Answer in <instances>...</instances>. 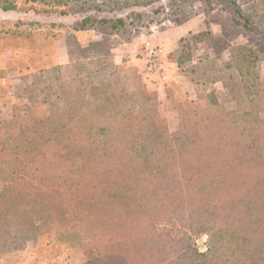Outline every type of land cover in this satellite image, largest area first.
<instances>
[{
  "label": "rangeland",
  "instance_id": "374dc122",
  "mask_svg": "<svg viewBox=\"0 0 264 264\" xmlns=\"http://www.w3.org/2000/svg\"><path fill=\"white\" fill-rule=\"evenodd\" d=\"M238 1L246 14H264L261 0H247V6ZM15 2L17 14L3 17L0 23V264H69L74 250L81 258L79 264H88L86 252L90 249L93 256L99 252L100 257L91 264H104L100 256L104 248L100 251L98 243L112 241L116 220L101 205L107 204L108 195L101 197L96 188L92 197L86 195V186L96 185L95 176L92 171L87 176L82 173L83 166L93 164L94 151L101 146H85L87 153L79 147L72 152L52 148L48 141L51 135L55 137L63 130L65 134L75 132L78 123H70L73 128L64 126L52 134L48 122H63V108L68 102L71 104L67 106L74 109L69 110L68 116H79L76 102L84 100L87 104L95 100L100 82L103 86L110 82L111 87H121L123 83L127 92L140 90L152 103L153 119L164 124V134L177 129L181 116L201 117L206 109L200 113L197 110L208 107V95L213 90L216 114L221 110L225 115L224 130L238 129L242 137L246 131L243 126L248 124L244 118L247 114L241 113L248 110L251 99L258 98V91L264 94V87H258L264 86V44L259 43L255 32L234 25L222 8L211 15L220 33L203 30L187 33L175 42L160 40L161 30L200 14L207 3L219 4L215 1L150 0L145 6L112 12H96L92 0L72 1L65 9H88L66 14L58 13L62 6L45 0ZM161 7L166 11L156 13ZM130 10L145 14L137 22L145 28H128L120 33L105 24L85 30L73 28L76 20L85 15L115 18ZM9 12L12 11L6 13ZM256 27L260 32L264 29L262 24ZM144 35H151L148 44L134 41ZM117 43L135 50L123 54L113 51ZM155 47L163 49L159 56L161 74L146 71L148 49ZM245 71L251 74L248 76ZM255 76L258 80L253 84ZM248 86L255 94L244 92ZM256 115L264 120V108ZM109 157L99 155L97 159L104 164ZM114 177L108 175L107 181L114 178L117 182L119 178ZM70 184L76 186V191L66 188ZM18 185L25 195L15 189ZM14 192L18 195L15 205L11 200ZM3 199H7L6 203ZM19 211L31 216V227L24 225L21 215H16ZM189 226L192 245L204 252L208 232L217 230L200 222ZM199 239L205 248L199 247ZM224 245L222 235L215 236L213 247L221 251Z\"/></svg>",
  "mask_w": 264,
  "mask_h": 264
},
{
  "label": "trees",
  "instance_id": "16d2710c",
  "mask_svg": "<svg viewBox=\"0 0 264 264\" xmlns=\"http://www.w3.org/2000/svg\"><path fill=\"white\" fill-rule=\"evenodd\" d=\"M45 1L62 6L60 14L88 9H65L72 1L88 0ZM202 1L219 3L230 14L234 25L255 32L259 43L264 44V29L260 32L256 27L264 26V14H246L238 0ZM92 2L96 12H112L135 5L145 6L150 0ZM0 10L16 11L18 5L15 0H0ZM164 11V7L155 10L159 14ZM144 16L132 10L115 18L85 15L76 20L73 28L85 30L95 24H105L118 33L128 28L140 31L146 26L137 22ZM193 38L196 40L198 34ZM245 74L251 73L245 71ZM256 80L258 77H253V84ZM109 84L103 86L100 82L92 102H76L79 116H68L69 110H74L67 106L71 104L68 102L63 108L65 120L48 122L52 134L64 126L73 128L70 123H78V133L67 131L65 134L63 130L55 137L51 135L48 141L52 148L72 152L79 147L87 153L85 146H101L94 151L93 164L83 166L82 173L87 176L92 171L95 176L96 185L86 186V195L92 197L95 188L101 197L108 195L107 204L101 205L116 220L112 241L98 243L100 251L104 248L100 254L104 264H264V120L256 115L264 108V94L258 91V98L251 99L248 110L241 113L247 114L244 118L248 124L243 126L246 131L242 137L238 129L224 130L225 115L221 110L216 114L213 90L208 95V107L197 110L200 113L206 109L201 117L181 116L177 129L164 134V124L153 119L152 103L140 90L127 92L123 83L121 87ZM250 88H244V92L255 94ZM190 103L188 101L187 105ZM77 138L78 142L73 141ZM99 155L110 157L102 164L97 159ZM108 175L119 180L113 181L114 177L111 182L107 181ZM66 188L76 191L74 184ZM15 189L21 195L26 194L21 185ZM14 195L13 205L18 198L15 192ZM6 201L3 199L4 203ZM22 212L16 215H21L19 218L26 222L24 225L31 227V216ZM193 222L218 231L208 232V247L204 252H198L190 241L189 225ZM71 232L77 233L76 230ZM217 235H222L225 244L221 251L213 247ZM58 238L56 235L55 239ZM91 252L92 249L86 252L88 264L100 259L99 252L95 256Z\"/></svg>",
  "mask_w": 264,
  "mask_h": 264
},
{
  "label": "crops",
  "instance_id": "0c3cea01",
  "mask_svg": "<svg viewBox=\"0 0 264 264\" xmlns=\"http://www.w3.org/2000/svg\"><path fill=\"white\" fill-rule=\"evenodd\" d=\"M246 2L247 0H242V5L247 6ZM205 8L201 10L200 14L195 15L192 18L188 17L186 18V20H182L183 22H180L177 25L172 26L169 29L166 28L165 30H161V32H159L160 40H162L163 42H167V41L175 42L176 39H180L183 35L187 33H197L203 30H210L213 32L219 31L216 29V27H214L216 23L211 19V15L213 13L215 14V13H219L220 11H222L221 6L219 4L210 2V3H207V5H205ZM12 13L17 14L15 11L6 13L0 10V23L3 21L2 20L3 17L8 16L9 14H12ZM218 33H220V31ZM175 35H177L176 38H175ZM149 36L148 35L138 36L134 38V41H137L138 44L140 43L148 44L147 40L149 39ZM171 37H174V41L172 40ZM138 44H136L135 46H137ZM128 46L129 45L117 43V45L114 46L113 51H117L123 54V52L125 51L130 50L129 52H132V50L133 51L135 50V49L131 50V48H127ZM79 263H81V258H79L78 251L74 250L73 252H71L69 264H79Z\"/></svg>",
  "mask_w": 264,
  "mask_h": 264
},
{
  "label": "built area",
  "instance_id": "2783aa9c",
  "mask_svg": "<svg viewBox=\"0 0 264 264\" xmlns=\"http://www.w3.org/2000/svg\"><path fill=\"white\" fill-rule=\"evenodd\" d=\"M163 49L160 47L150 48L147 52L146 71L148 73L161 74L160 59L159 56Z\"/></svg>",
  "mask_w": 264,
  "mask_h": 264
},
{
  "label": "water",
  "instance_id": "95a60500",
  "mask_svg": "<svg viewBox=\"0 0 264 264\" xmlns=\"http://www.w3.org/2000/svg\"><path fill=\"white\" fill-rule=\"evenodd\" d=\"M198 245H199L200 248H205V243H204V241L202 239L198 240Z\"/></svg>",
  "mask_w": 264,
  "mask_h": 264
}]
</instances>
